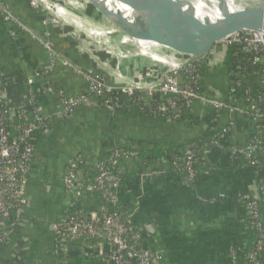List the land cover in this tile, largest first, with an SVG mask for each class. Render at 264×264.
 Segmentation results:
<instances>
[{"label": "crops", "instance_id": "1", "mask_svg": "<svg viewBox=\"0 0 264 264\" xmlns=\"http://www.w3.org/2000/svg\"><path fill=\"white\" fill-rule=\"evenodd\" d=\"M0 5L14 18L6 21L0 17V68L15 82L7 92L11 100L21 101L27 80L49 64L45 41L52 43L55 53L72 65L56 64L50 73L33 80V89L51 120L40 134L30 166L26 215L0 248V264H60L54 254L51 225L70 211L71 200L63 183L64 169L68 165L77 166L88 177L103 146L108 148L114 141L139 143L141 148L151 143L182 145L189 134L208 143L221 137L228 144L240 146L253 133L251 123L238 116L234 118V127L221 136L228 126V113L215 112L198 102L188 113L185 132L180 125H161L101 108L78 109L64 119L56 94L64 92L73 97L87 87L75 70L91 71L98 79L115 86L121 81L117 69L125 77L145 82L154 79L159 67L143 56L124 58L118 53L136 52V48L115 42L116 52V48L111 50L79 33L85 23L66 7H63L68 10L65 22L70 25L44 26L45 13L29 0H0ZM44 33L48 37L44 38ZM222 49H216L218 55L204 69L201 83L204 97L224 100L227 96L226 55L220 52ZM163 129L183 138L179 139L178 134L171 137L166 130L163 138ZM209 150L206 160L211 172L198 175L191 186L170 172L167 157L148 162V167L139 161L140 157L119 164L118 170L122 172L119 205L132 214L135 224L147 226L144 245L161 255V264H245L242 252L248 236L242 225L245 211L237 195L247 192L259 197L264 192V152L258 153L255 165L249 166ZM88 186H84L80 200L86 210L101 202ZM131 200L132 205L127 206ZM260 212L264 222V207ZM73 264H91V260L76 257Z\"/></svg>", "mask_w": 264, "mask_h": 264}, {"label": "built area", "instance_id": "2", "mask_svg": "<svg viewBox=\"0 0 264 264\" xmlns=\"http://www.w3.org/2000/svg\"><path fill=\"white\" fill-rule=\"evenodd\" d=\"M30 4L45 13L44 26L70 25L58 17L54 11L40 0H31ZM59 6V5H58ZM62 7V6H61ZM14 21L13 15L0 5V17ZM78 29V28H76ZM81 30V29H78ZM115 42L130 46L129 39L117 41V34L112 33ZM110 35V36H112ZM44 38L48 33H44ZM49 52V64L35 71L26 82V90L21 101H13L8 96V89L15 85L0 68V248L12 236L15 228L22 224L28 206V172L34 160L38 134L48 126L51 117L45 113L33 89L34 78L43 77L53 70L56 64L65 67L72 65L55 53L52 43L44 42ZM101 44V43H99ZM106 45V44H105ZM107 46V45H106ZM108 47V46H107ZM218 47L233 48L237 62L227 69V96L224 100L207 98L201 95L200 68L212 58H216ZM113 50L111 47H109ZM122 57L141 56L136 52L119 51ZM130 53V54H128ZM158 66V65H157ZM86 82L84 92L70 97L64 92L56 94L63 113L78 109L101 108L110 113L129 108L134 103L141 110L158 113L167 120L178 119L184 110H191L197 102L209 106L215 112L225 111L229 115L228 126L221 132L227 135L235 125V117L250 121L254 129L251 140L244 145H224L217 139L212 142L218 148L228 150L232 159L243 158L250 165H255L253 154L264 147V34L257 31H240L217 43L206 61H196L183 68H171L163 77L158 73L152 81L125 77L115 70L121 81L115 86L105 85L91 71L75 70ZM173 156L170 165L183 168L185 180L193 183L196 179L194 164L196 153L187 149ZM136 151L114 149L108 164L97 163L93 169L95 176L88 180L83 170L77 166L66 169L63 183L70 196L74 214L64 215L53 222L54 254L60 264H73L76 257L91 260V264H161L162 257L147 249L144 245L147 226H136L132 214L125 219L112 213L107 206L119 205L118 192L122 172L118 170L121 161L138 160ZM89 185L103 202L94 211L86 210L81 205L82 191ZM264 194V192H263ZM238 201L245 203L244 211L255 220L253 227L259 230L261 240L258 249L264 250V224L260 221V208L256 197L250 193L237 195ZM263 206H264V200ZM257 253L246 255V264H264L259 262Z\"/></svg>", "mask_w": 264, "mask_h": 264}, {"label": "water", "instance_id": "3", "mask_svg": "<svg viewBox=\"0 0 264 264\" xmlns=\"http://www.w3.org/2000/svg\"><path fill=\"white\" fill-rule=\"evenodd\" d=\"M40 1L48 3L54 12L58 7L52 0ZM121 1L138 8L139 18L111 19L101 13L112 26L102 32L110 31L111 34L122 32L130 41L144 40L143 44H135V47L132 45L136 48L137 55L158 65L160 77L171 68H183L199 60L206 61L215 45L234 33L246 30L264 34V0H199L206 7L213 6L219 13L220 18L214 21L209 16L198 18L197 8L190 0H184L188 11L185 12L179 6L175 16L168 13V8L164 11L166 6H161L160 0ZM113 28L119 32L111 30ZM86 30L84 28L81 31L89 37L93 36L86 33ZM105 85L111 86V83L106 82ZM72 115L65 112L63 118Z\"/></svg>", "mask_w": 264, "mask_h": 264}, {"label": "trees", "instance_id": "4", "mask_svg": "<svg viewBox=\"0 0 264 264\" xmlns=\"http://www.w3.org/2000/svg\"><path fill=\"white\" fill-rule=\"evenodd\" d=\"M221 48H223V47H221ZM220 52H224L223 54L226 55L225 67H226V69H230L232 67L233 63L237 62L236 61L237 57H235V55H234L235 51L233 50V48H225L224 47ZM208 64H209V62H208ZM208 64L206 63V64L202 65V67L200 68V74H201L200 83H202V75L204 73L205 67ZM140 106L141 105H139L137 103H134L129 108L121 109L118 112H122V113H125V114H128V115H131V116L133 115L135 117L145 118L147 120L156 122V123L161 124V125H180L181 129L184 130V132H185V125L189 123V118H190V115L188 113L191 110H184L181 113V115H180V117L178 119L169 121L166 118L160 116L158 113H150L146 109L145 110H141ZM86 110H88V109H86ZM241 118H243V117H241ZM243 119H245V118H243ZM249 123H250V121H249ZM250 125L252 127V124H250ZM165 130H166V133L168 135H170L171 137H172V135L178 134V133H174V132H172L170 130L163 129V133L161 135L163 138L165 137ZM177 130H179V129L177 128ZM40 134L37 135L38 139L40 137ZM250 134L251 135L247 138L246 142L251 140L250 137L254 134V129H253V133H250ZM178 138L182 139L183 135L178 134ZM217 140L220 141L222 146H224L225 144L229 145V146L233 145V144H230V143L229 144L226 143L225 141L222 140L221 137L217 138ZM133 141L138 142V140H136V139H133ZM169 142H171V140H169ZM211 142L212 141H210L208 143V141H205L204 138L198 137V136L194 137V135H191V134H189L186 137V142L184 144H182V145H178V143H177L175 145H170V146H163V145L161 146V145H158V144H155V143H151L152 145L148 146L147 148H144V147L141 148L139 146V143H121L119 141H114V142H112L111 145L108 146V148H105L104 146L101 148L100 156L98 157V161L95 164L104 163L105 165H107V166H109L111 168L112 166L108 164V160L111 158L112 152L116 148L122 149L124 151H136L138 153V156L140 157L139 161H143L144 165L148 164V162H151L152 160L154 161L155 159H157V160L162 159V157H167V158H170V160H171V158L173 156H179L180 155L179 150L184 152L187 149H191V150H194L195 153H196V159L197 160H196V162L194 164V170H195L196 177H197L200 174H207V173L211 172V166L206 160V156L209 153V151H210L209 149L210 148H211V151L214 150V152L216 151V152H218V154L225 155L227 158L229 157L228 154H227L228 150H226L224 148H218V147L214 146V144L211 143ZM206 151H208V153ZM260 152H264V147H262L259 151L255 152L253 154V159H254L255 163H256L257 154L260 153ZM235 160H238L239 162H241L243 164L245 163V164H247L249 166H252L243 158H237ZM71 166L72 165H68L66 167V169L71 167ZM148 166L146 165V167H148ZM66 169H64L63 173H65ZM170 172H172L174 174H177L180 179L181 178L185 179V177L187 175L186 172H185V169L183 168V166H181V168H177V167L173 168L170 165ZM94 176H95V173H94V170H92L90 175L88 177H86V180H87L86 184H88V180L89 179L92 180V178ZM187 184L189 186L192 185V183H189V182H187ZM98 197H100V196L98 195ZM263 200H264V194L263 193L260 194L259 197H256V201L259 204L260 210H261V207H264L263 206V202H262ZM103 201H104L103 198H101L100 204ZM132 203H133V201L131 200L130 203L127 206H131ZM239 203L244 208L245 203L240 202V201H239ZM97 206L95 205V206L91 207V209H89V210L90 211H94ZM107 208L112 213L117 214L122 219H125L128 216L127 209L124 206H122V205H117V206L108 205ZM71 214H74V209L71 207V204H70V211L66 212V214H64V215H71ZM24 215H26V210H25V214ZM64 215H62V216H64ZM61 217L56 219L54 222L58 221ZM259 219H260V221L263 222V219H262L261 215L259 216ZM254 220L255 219L250 214H247V212L245 211V216H244V219L242 221L244 232L248 236V242H247L246 246L243 248V252H242L245 264H246V259H245L246 255L249 254V253H252V252L253 253H257V255L259 257L257 259V261H259V262L263 261L264 262V258L262 257L263 252H261V250L258 249V243L261 240V234L262 233L259 230H256L253 227L252 223H253ZM263 224H264V222H263ZM135 225L137 226V224H135Z\"/></svg>", "mask_w": 264, "mask_h": 264}, {"label": "bare ground", "instance_id": "5", "mask_svg": "<svg viewBox=\"0 0 264 264\" xmlns=\"http://www.w3.org/2000/svg\"><path fill=\"white\" fill-rule=\"evenodd\" d=\"M57 1H59V0H57ZM80 1L81 2H84L82 0H80ZM85 1H87L88 3H90V5H92V7L94 9L98 10L103 15L109 16L111 19H117V17H120L123 20L129 19L130 17L139 18L138 17V10L139 9L136 8V7L134 8V7H132L129 4H125L121 0H85ZM190 1H192L194 3V6L197 8V12H198V16H199L198 18L201 19L203 16H209L212 21L217 20V19L220 18L219 13L216 12V9L213 6L206 7V5H204L199 0H190ZM159 3H160L161 6L162 5L166 6L165 9H164V11H166V9L168 8V13H172V15H174V16L176 15V11H177V9H178L179 6L185 12L188 11V7L185 4L184 0H167V1L166 0H160ZM84 4H85V2H84ZM51 5H52V3H51ZM46 6L48 8H50V6L48 5V3H46ZM71 7L76 12H79L78 10H82L83 9V7H81L80 4L79 3H76V2H73ZM148 12L150 13L149 15H151V12L150 11H148ZM67 13L68 12H66L63 9V7H61V6H58L55 9V14L58 17L64 19V21H66V22H67ZM143 13H145V12H143ZM76 15H79V14H76ZM87 25H89L88 27H92V28L86 27ZM87 25L86 26L85 25H82V27H80V29L81 30L84 29V28L87 29L86 30V33L93 34V36H91V37L96 42L106 44L108 47H111V48H116L115 47V39L113 38L115 36L112 35V37H110V35H108V34H111V33H109L110 31L109 32L107 31V32H104L103 33L102 32V28H100L99 26H97V23L96 24L95 23L94 24L93 23L92 24L87 23ZM111 30L114 31L115 29L113 28ZM117 31L119 32V30H116L114 32H117ZM118 35H120L119 37H117L118 41H122V40H126L127 41V39H128V36L127 35L123 34L122 32L120 34H118ZM115 51L117 52L118 49L116 48ZM118 53L120 55L123 54V53L121 54L119 51H118Z\"/></svg>", "mask_w": 264, "mask_h": 264}, {"label": "rangeland", "instance_id": "6", "mask_svg": "<svg viewBox=\"0 0 264 264\" xmlns=\"http://www.w3.org/2000/svg\"><path fill=\"white\" fill-rule=\"evenodd\" d=\"M31 2V0H29ZM54 3L56 5H59V6H62V7H66L69 11L71 12H74V14H79L78 17H80V20H82L83 22L82 23H85V25L87 23H90V24H96L97 23V26H99L100 28H102V30H106L105 27H109V28H112V26L110 25V23L105 19V17L99 12L97 11L96 9H94L92 7V5H90V3L86 4L87 2L85 0H82L85 2V5L84 2H81L80 0H53ZM73 2H76V3H79L81 7H83L82 10H78L79 12H76L74 9L71 8L72 6V3ZM71 3V4H70ZM65 10V8H64ZM68 10H65L66 12H68ZM82 11V12H81ZM85 11V12H84ZM84 14V15H82ZM102 25V26H101ZM79 33H83L84 31H81L79 30L78 31ZM76 34V33H75ZM74 35V34H72ZM108 35H112V34H108ZM120 35L117 34V37H119ZM84 37V36H82ZM112 37V36H110ZM132 39V38H130ZM132 44L134 45L135 47V44H143L144 40H135V39H132ZM133 45H131V48H134Z\"/></svg>", "mask_w": 264, "mask_h": 264}]
</instances>
